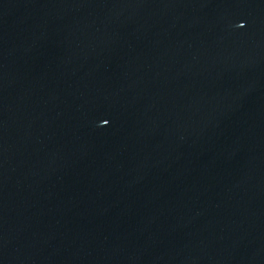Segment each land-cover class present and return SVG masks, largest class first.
I'll return each instance as SVG.
<instances>
[{
  "label": "water",
  "instance_id": "obj_1",
  "mask_svg": "<svg viewBox=\"0 0 264 264\" xmlns=\"http://www.w3.org/2000/svg\"><path fill=\"white\" fill-rule=\"evenodd\" d=\"M0 264H264V0H0Z\"/></svg>",
  "mask_w": 264,
  "mask_h": 264
},
{
  "label": "snow or ice",
  "instance_id": "obj_2",
  "mask_svg": "<svg viewBox=\"0 0 264 264\" xmlns=\"http://www.w3.org/2000/svg\"><path fill=\"white\" fill-rule=\"evenodd\" d=\"M244 25L241 24V27H243ZM104 123L107 124L108 123V120H104Z\"/></svg>",
  "mask_w": 264,
  "mask_h": 264
}]
</instances>
